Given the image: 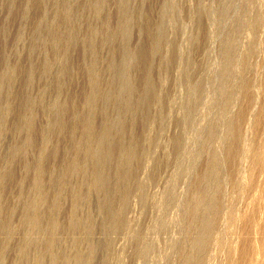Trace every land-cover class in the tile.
<instances>
[{
	"label": "rangeland",
	"instance_id": "374dc122",
	"mask_svg": "<svg viewBox=\"0 0 264 264\" xmlns=\"http://www.w3.org/2000/svg\"><path fill=\"white\" fill-rule=\"evenodd\" d=\"M204 198L264 264V0H0V264H184Z\"/></svg>",
	"mask_w": 264,
	"mask_h": 264
},
{
	"label": "bare ground",
	"instance_id": "6f19581e",
	"mask_svg": "<svg viewBox=\"0 0 264 264\" xmlns=\"http://www.w3.org/2000/svg\"><path fill=\"white\" fill-rule=\"evenodd\" d=\"M108 140H109V136L106 133H103L102 134V144L106 143ZM98 155H99V153H98ZM95 156H96V152H95ZM107 156H111V154L109 152L102 151V160L103 161L107 160V158H108ZM100 175L102 177V181L104 180V177L106 176L103 171H102V174H101V171H99V175L97 176V180H95V182H97L98 184H99V181L101 180ZM207 189H208V182H206V184L204 185V188L200 192V194H203L206 198L209 197L208 192H210ZM206 198L201 199V202H198V205H197V208L195 211L196 213H200L198 221L196 222V230L198 233H196V235L193 238L192 243H191V249H192L193 254L189 257H187V256L184 257V259H183L184 264H201L202 263L201 262L202 254H203V252L205 253L204 249H206L208 235H209V232H210V229L212 226L210 224L211 220L209 219V217H210L209 214H212V212H213L212 211L213 206L206 205V201H207ZM34 220L35 221L32 222L33 226L37 227L36 229L39 230L40 225L38 224L37 219H34ZM209 240L210 239H208V241ZM36 258H38V257H36ZM1 259H2V257L0 255V262H1ZM25 259H26V257H25ZM73 259H74L73 261L75 262V264H84V262H85V260H84L85 258L82 255L76 256ZM68 260L69 259H66V261H68Z\"/></svg>",
	"mask_w": 264,
	"mask_h": 264
}]
</instances>
